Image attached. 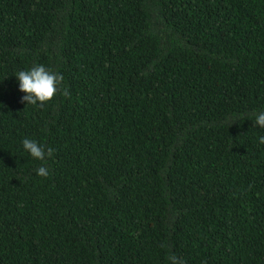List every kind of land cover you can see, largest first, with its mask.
I'll return each instance as SVG.
<instances>
[{
    "label": "trees",
    "instance_id": "1",
    "mask_svg": "<svg viewBox=\"0 0 264 264\" xmlns=\"http://www.w3.org/2000/svg\"><path fill=\"white\" fill-rule=\"evenodd\" d=\"M260 112L264 0H0V264H264Z\"/></svg>",
    "mask_w": 264,
    "mask_h": 264
},
{
    "label": "clouds",
    "instance_id": "2",
    "mask_svg": "<svg viewBox=\"0 0 264 264\" xmlns=\"http://www.w3.org/2000/svg\"><path fill=\"white\" fill-rule=\"evenodd\" d=\"M19 80V90L26 93L21 100L26 101L27 104L36 105L37 102L43 106L44 103L51 101L57 96L60 91V85L64 77L47 69L43 65H37L29 70H22L15 74ZM64 94H67L66 90ZM255 123L264 127V112H260L256 116ZM260 142L264 143V136L260 137ZM23 147L30 155L40 161H44L46 157L53 155V149L48 148L45 151V146L39 144L35 140L25 138L23 140ZM37 175L47 177L49 170L47 167L41 166L37 169Z\"/></svg>",
    "mask_w": 264,
    "mask_h": 264
}]
</instances>
